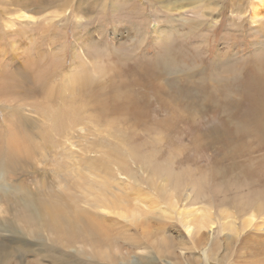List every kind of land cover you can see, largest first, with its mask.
Wrapping results in <instances>:
<instances>
[{
    "label": "rangeland",
    "instance_id": "1",
    "mask_svg": "<svg viewBox=\"0 0 264 264\" xmlns=\"http://www.w3.org/2000/svg\"><path fill=\"white\" fill-rule=\"evenodd\" d=\"M258 1L0 0V79L3 77L0 131L8 134L9 124L20 113L26 121L17 124L20 130L13 127L16 132L23 131L26 145L25 153L17 157V169L11 172L10 186L27 192L52 188L51 191L63 197L70 183L73 193L68 190L66 195L74 196L76 192L79 197L82 192L86 199L92 200L77 185L83 169L91 167L101 175L114 176V185L122 191L127 188L130 168L134 175L149 180L141 185L147 192L145 195L157 197L156 201L166 206V201L156 194L166 182V173L156 174L159 171L153 167L154 175L145 178L147 172L140 168L142 160L133 157V146L138 154H145L157 143L159 149L151 157L153 166L171 155L170 167L183 175L178 185V180L170 176L169 188L174 186L175 199L179 198L174 220H165V224L162 218L150 221L152 232L161 229L172 235L173 238L164 241H168L169 248L160 253L155 248L156 261L140 258L145 256L141 253L140 264H208L201 257L202 249L185 250L183 241H179L184 237L186 246L193 243L178 211L190 208L185 197L193 189L192 180L206 174L211 176L209 185L204 187L209 199L201 204H213L220 223L226 210H232L241 228L245 215L236 206H242L240 197L246 198L248 191L235 199L234 190L221 192L222 188L217 186L225 178L210 174L213 164L218 160L233 163L235 158L251 162L256 181L264 179V5L258 20H252V8ZM197 4L200 5L193 8ZM180 7L187 9L181 21ZM22 10L33 18H18ZM8 22L12 27L7 26ZM167 34L171 36L169 39L183 43L185 49L181 53L185 55L179 57L181 53L176 46L179 51L176 49L174 56L179 58L169 59L170 65L164 66L156 58L164 51L160 47L162 43L164 46ZM130 53L132 58L128 56ZM96 57L102 64L99 67L104 68L99 76L94 73L96 66L88 63ZM221 61H226L228 72ZM80 62L86 63L80 70L86 67L93 79L88 85L89 97L93 98L88 106L81 97L76 98L78 93L74 89L70 92L58 88L62 78L73 73ZM33 64L43 65V71L35 70ZM51 65V71H47L45 68ZM91 67L94 71L89 70ZM203 79H207L208 93L194 87ZM17 81L21 82L17 84ZM13 84V90L6 87ZM183 89L188 90L183 92ZM113 95L118 97L119 110L112 107ZM174 98H179L178 103ZM123 100L125 103H121ZM121 104L126 106L123 108ZM221 193L229 195L228 199ZM221 199L232 206L219 211L218 205L224 203ZM82 206L88 207L85 203ZM104 215L120 219L116 214L104 212ZM263 216L264 212L257 217ZM218 228L214 229V241L220 234ZM219 236L224 244L219 257L225 264H243L250 249H240V241L235 242L236 246L227 245L222 235ZM54 253L57 250L41 247L25 256L16 252L11 260L14 264H53ZM124 253L129 256L127 249Z\"/></svg>",
    "mask_w": 264,
    "mask_h": 264
},
{
    "label": "bare ground",
    "instance_id": "2",
    "mask_svg": "<svg viewBox=\"0 0 264 264\" xmlns=\"http://www.w3.org/2000/svg\"><path fill=\"white\" fill-rule=\"evenodd\" d=\"M199 5L200 4L194 5L193 8H197ZM263 5L264 0H259L256 5L254 4L252 8L253 21L258 20L261 16L260 8ZM179 9L181 15L179 20L181 21L184 19L183 17L185 16L187 9H183V7H180ZM17 15L18 18H33L23 10ZM7 26H10V22L7 23ZM170 37V34H167V36L164 37V46L161 42L162 47L160 48L164 51L162 52L160 50V52H162L164 56L159 54L156 58V61H160L164 66L169 63V59L173 61L185 55V53H181L185 49L182 45L183 43L181 42L182 44H180L176 40L169 39ZM176 46L181 53L180 56L178 55V58L176 57L177 59L175 58L177 55L174 56V53H177L178 50ZM79 56H81V54ZM128 56L132 58V53L128 54ZM97 57L96 59L94 58L95 61L97 60ZM94 59L91 60L92 62L90 61L88 63H91L92 66H96L97 69L94 68V73H97L95 76H99L101 75V69L103 70L104 68L99 67V65L102 64L98 61L94 62ZM161 59H163V61H161ZM27 62L26 59V63ZM225 62L221 61V66H226L227 70L225 71L228 72L229 66ZM85 64V62L76 64L73 73L64 76L61 85L58 88H64L65 91L69 90L70 92H74V89L78 93L76 98L80 100L81 97L84 105L88 106L90 105V100L93 99H90L91 94L89 93L90 89L88 85L89 81L91 83V80L93 79H90L91 72L89 73L90 75H88V69L86 67H83L82 70H80V67ZM168 65H170V63ZM33 66L35 70L39 72L43 71V65L39 66L38 64H33ZM51 67L53 66H48V68L45 69L51 71ZM89 70L94 71L92 70V67ZM94 73H92V75ZM50 77L51 79L53 78V76ZM215 78L217 77L215 76ZM1 79H3V77ZM5 79L6 78H4V80ZM206 80L207 79H203L201 83L194 85V87H197L199 91L204 93L210 92ZM31 81L34 80H30V82ZM20 82L21 81H17L15 83L19 84ZM14 84L13 87H9L10 84L6 87L13 90ZM39 88L41 87L39 86L38 89ZM48 89L46 90V93L48 92ZM183 90V92H187L188 89ZM58 92L60 93V91ZM113 96V98L111 97L113 100L112 107L119 110V106L116 105L119 101L118 97H116V95ZM178 99L179 98L175 99L177 103ZM121 103H125V101L123 100ZM173 103L175 102L173 101ZM177 103L176 105H179ZM105 105L107 108L108 104L106 103ZM121 105L123 108L126 106V104ZM103 108L105 109V107ZM15 112L17 115L18 112ZM8 119L9 118H7V120ZM20 121H25L23 113H20L16 119L11 121L9 124L10 126H8L9 128L6 130L8 134L2 132V130L0 131V264H14L11 257H13L16 252L25 256L34 249L41 247H48L57 250V253L52 255L53 264H125L126 262V264H133L134 261L140 264L142 259L139 261L138 257L141 253H144L145 256L141 255L142 257L140 258L156 261L157 257L154 249L157 248V251L160 253L163 252L165 248H169L168 241L165 243L164 241L173 238L172 235L160 228H158L160 229L157 230L158 232H152L150 221L162 218L165 224V220H174L177 200H179V198L175 199L176 192L175 189H173L174 186L169 188L172 180L170 176H173L178 180L176 182L178 185L180 184L179 180L182 178L183 174L182 172H173L170 167L171 164L173 165L171 155L166 161L153 166L151 157L154 155L153 152L157 151V143H153L150 147V151L145 154H138V149L136 146H133V157L142 160L141 165L140 163L139 165L142 171H145V173L147 172L145 176L143 175L145 178H151L154 175L153 167L159 171L156 174H160V172L166 173V182L161 184V189L156 191V194L159 195L158 198L166 201H164L166 206H161L160 201H156L157 197L145 195L147 192L143 190L141 185L142 183L148 184L149 180L146 182L141 176L134 175L130 168H128L127 175L129 178L128 183L125 185L127 188L125 187V190H122L121 188L122 191L118 189L119 187L114 185V180L112 179L114 176L110 178V175L108 174L101 175L100 173H96L91 167L83 169V171L79 173L81 180L78 181L77 185L78 187H82L84 192L89 193L92 200L86 199V195L82 192H80L79 197H76V192L74 196L66 195L68 190L70 193H73L70 190V187H72L70 183L67 184L69 189L65 190L66 192L63 193V197L61 194L55 193L54 190L51 191L52 188H49L48 191L46 189L35 188V191L27 192L25 189H14L9 184L11 183L9 181L12 179L11 172H14L18 167L17 157L19 156L20 158V154L25 153L26 141L22 137V135L24 136L23 131L21 130L19 133V131L16 132L13 128L16 127L17 130H20L17 125L18 123H21ZM160 143L163 144V142ZM2 144H6V147ZM177 148L179 149L180 147ZM123 165H126V161H123ZM213 167L217 168L214 172ZM213 167L212 173L210 174L223 175L225 178L221 179V186H217L222 188L220 189L221 192H230L234 190L235 193L233 199H235L248 191L245 194L246 198L243 196L240 197L242 200H239V202L242 203V206H236L239 208L240 212H242V215H245L244 222L242 223L241 228H238L235 219L236 215L232 210H226L225 214L222 216L223 222L220 223L214 215L213 204H201L205 199H209V195L205 194L204 187L208 184L207 182L211 180V176L203 174L200 177H197V179L192 180L193 189L190 190V193L188 192L186 197L184 196L185 200L190 203V208L187 207L189 209L178 211V214L183 217V223L186 230L192 236L193 243L192 245L190 244L191 246H186V241L184 242L183 239L184 237L179 239V241H183L182 244L185 245V250L202 249L203 254L201 257H203L208 264H211L213 261L225 264L223 261L224 259L219 257L220 250L224 246L219 239V235L221 234L222 238L226 240L224 243L227 245L235 244V242L240 241V245L242 246L240 249H250L249 254L246 251L248 255H245L243 264H264V216L260 218L261 220L257 217L264 212V179L256 181L251 162H242L236 160V158L233 160V163H228L226 160H218L214 162ZM3 171L7 173L8 179ZM195 180H197L196 183ZM74 183L75 182H73V186H75ZM43 186L46 187L47 185L43 184ZM127 190H130L131 192L128 193ZM238 191H240V193H237ZM221 194L228 199L229 195L226 193ZM184 197L181 196V198ZM221 202H224V199H221ZM83 203L87 204L88 207H83ZM197 204L199 205L193 208ZM228 206H232V204H225L224 202L223 204L218 205V210L221 211L222 208L227 209ZM231 211V214H227ZM104 212L108 214H116L120 219H114L113 217L108 218L104 215ZM217 227H219L218 232L220 234H217L218 239L217 241H214V229ZM202 229H205L206 231H203ZM3 239L7 240L9 243L3 242ZM172 240L175 241L174 239ZM124 249H127V252L129 253L128 257L125 256ZM138 249H141V252H138ZM133 252L135 254H133ZM87 256L90 257L88 260L85 259ZM94 258H98L99 260H95ZM227 261H230V259L227 258Z\"/></svg>",
    "mask_w": 264,
    "mask_h": 264
}]
</instances>
